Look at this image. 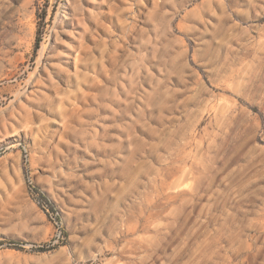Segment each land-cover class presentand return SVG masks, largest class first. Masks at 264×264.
Listing matches in <instances>:
<instances>
[{
	"label": "rangeland",
	"instance_id": "rangeland-1",
	"mask_svg": "<svg viewBox=\"0 0 264 264\" xmlns=\"http://www.w3.org/2000/svg\"><path fill=\"white\" fill-rule=\"evenodd\" d=\"M0 264H264V0H0Z\"/></svg>",
	"mask_w": 264,
	"mask_h": 264
}]
</instances>
